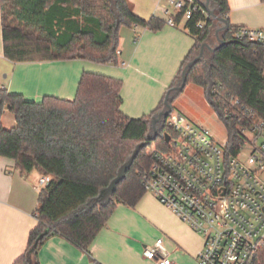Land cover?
Returning <instances> with one entry per match:
<instances>
[{"label":"trees","instance_id":"1","mask_svg":"<svg viewBox=\"0 0 264 264\" xmlns=\"http://www.w3.org/2000/svg\"><path fill=\"white\" fill-rule=\"evenodd\" d=\"M196 1L204 7V0ZM210 7L228 21V0H210ZM0 10L3 54L13 63L83 59L117 64L120 27L139 25L157 31L166 24L155 16L141 19L128 0H0ZM199 18L185 20L193 44L166 90L171 106L183 91L172 89L180 84L183 68L221 24L209 15L198 28ZM182 20V11L174 14L175 25ZM236 28L229 24L220 31L225 44L214 51L205 48L186 71V85L190 82L203 89L205 100L226 128L228 156L243 144L240 127L250 116L264 120V46L233 40ZM121 87V79L83 71L71 99L44 95L34 101L0 89V156L13 159L21 173L37 170L49 177L38 193V223L14 264H41L39 250L53 236L87 251L116 206L134 207L146 192L141 174L151 164L148 149L164 147L171 113L156 124V138L140 148L111 198L96 200L135 146L152 135V117L166 109L164 94L150 113L130 117L121 109ZM6 110L16 121L8 129L1 122ZM255 264H264V244Z\"/></svg>","mask_w":264,"mask_h":264},{"label":"crops","instance_id":"2","mask_svg":"<svg viewBox=\"0 0 264 264\" xmlns=\"http://www.w3.org/2000/svg\"><path fill=\"white\" fill-rule=\"evenodd\" d=\"M128 1L134 14L144 20L152 16L166 20L165 11L174 13V7H168L170 0ZM228 7L230 25L264 29V0H228ZM192 44L185 20L174 26L165 24L157 31L122 26L117 64L83 59L13 63L3 54L0 10V89L34 101L44 95L71 99L81 73L90 71L121 79V109L130 117H140L156 108ZM1 122L4 128L16 124L7 110ZM41 176L37 170L21 173L13 159L0 156V264H14L25 251L29 234L38 223ZM158 238L172 264H199L196 255L202 248L201 236L150 192L134 207L118 204L87 251L53 236L42 245L38 258L41 264H151L143 249Z\"/></svg>","mask_w":264,"mask_h":264},{"label":"built area","instance_id":"3","mask_svg":"<svg viewBox=\"0 0 264 264\" xmlns=\"http://www.w3.org/2000/svg\"><path fill=\"white\" fill-rule=\"evenodd\" d=\"M170 2L174 13L165 11L167 25L174 26V14L182 11L183 20L197 15L195 27L204 26L202 18L209 14L196 0ZM231 37L264 46V29L240 26ZM168 126L164 147L148 149L151 164L141 174L144 189L201 236L199 264H255L264 244V120L250 116L240 127L243 144L229 156L227 139L218 143L208 128L182 115H171ZM245 146L249 152L243 156ZM48 181V176L39 178L41 187ZM143 255L151 264H172L161 238L145 246Z\"/></svg>","mask_w":264,"mask_h":264},{"label":"rangeland","instance_id":"4","mask_svg":"<svg viewBox=\"0 0 264 264\" xmlns=\"http://www.w3.org/2000/svg\"><path fill=\"white\" fill-rule=\"evenodd\" d=\"M168 7L170 10L173 9L171 3H168ZM217 42V38L212 33L208 44L213 47V44ZM91 63L96 64L95 62ZM178 114L184 116L188 121L196 125L208 128L218 143L225 142L227 137L226 128L214 110L208 105L204 97V91L200 86L189 82L175 98L172 103L171 115L176 116ZM5 128L10 127L7 126ZM241 152L243 156H246L249 152L248 147L245 146Z\"/></svg>","mask_w":264,"mask_h":264},{"label":"water","instance_id":"5","mask_svg":"<svg viewBox=\"0 0 264 264\" xmlns=\"http://www.w3.org/2000/svg\"><path fill=\"white\" fill-rule=\"evenodd\" d=\"M204 8L206 9L208 14L212 18L217 19L219 22H221L223 24L222 26L218 27L215 30V35L217 37V41H218L219 44L214 46V47H211L207 42L203 43L201 45V47H200L198 55L193 60L188 62L185 65V67L183 68V70L181 72V82H180V84L174 86L172 88L173 90L182 91L184 89V87L186 85V71H187V68L192 63H194L195 61H197L198 59H200L203 56L205 48H207V49H209L211 51H214L219 46L225 44V41L222 40L221 38H219L218 35H219L220 31L225 30V29L228 28V25H229L228 21L226 19L219 18L216 15L214 9H212L210 7V0H204ZM169 92L170 91H167L165 93V96H164V104H165L166 109L165 110H161L157 114V116H153L152 119H151L152 135L149 136L144 142L138 143L135 146V148L133 149V151H132L131 155L128 157V159L123 164H121L118 167L115 177L109 182V184L106 187H104L103 189L100 190L96 200H98L100 202H107L111 198L112 194L114 193V191H115V189L117 187V184L125 177L127 168H129L131 166V164L133 163V160L136 157V155L138 154L140 148L148 146L149 142L156 138V136L158 134L156 124L161 121L162 117H167L172 112V106H171V104L168 101L169 100ZM164 139H165V141L169 140V135L167 133L164 134Z\"/></svg>","mask_w":264,"mask_h":264},{"label":"flooded vegetation","instance_id":"6","mask_svg":"<svg viewBox=\"0 0 264 264\" xmlns=\"http://www.w3.org/2000/svg\"><path fill=\"white\" fill-rule=\"evenodd\" d=\"M219 36V35H218ZM215 37H216V35H215ZM217 38V37H216ZM213 45H215V44H213Z\"/></svg>","mask_w":264,"mask_h":264}]
</instances>
